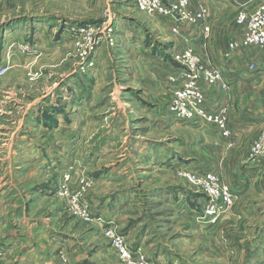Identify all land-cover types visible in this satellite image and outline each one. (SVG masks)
Instances as JSON below:
<instances>
[{"label":"rangeland","instance_id":"rangeland-1","mask_svg":"<svg viewBox=\"0 0 264 264\" xmlns=\"http://www.w3.org/2000/svg\"><path fill=\"white\" fill-rule=\"evenodd\" d=\"M236 14L228 10L221 28L240 38ZM169 25L135 0H0V188L3 199L13 203L11 216L19 218L27 202L31 220L41 222L36 228L69 236L51 242L46 234L47 243L36 241L46 252L43 264H75L84 254L92 256L91 264H124L105 234L117 230L94 205V194L127 188L135 179L139 191L150 190L147 195L173 192L169 204L147 196L150 215L161 219L156 223L165 227L163 240L171 247L183 248L175 230L179 223L190 225L193 238H199L227 222L222 232L239 246L233 251L219 237L213 255H201L199 247L187 254L192 264H264V246L241 256L250 225L255 223L257 231L264 227V149L251 152L264 119L240 166L235 151L216 148V130L179 119L170 107L183 67L171 48L189 46L179 43ZM262 52L248 48L258 63L251 75L264 76ZM215 88L203 87L204 92ZM207 96L206 109H225L207 107ZM226 160L234 165L224 166ZM104 164L111 165L109 172L101 171L105 181L126 177L99 183L93 172ZM188 171L214 173L233 195L230 208L215 218L207 215V197L189 181ZM0 247L7 250L6 259L11 245Z\"/></svg>","mask_w":264,"mask_h":264},{"label":"crops","instance_id":"crops-1","mask_svg":"<svg viewBox=\"0 0 264 264\" xmlns=\"http://www.w3.org/2000/svg\"><path fill=\"white\" fill-rule=\"evenodd\" d=\"M259 2L260 0H192L190 3V6L193 7L192 10H195L196 3H199L198 5L205 8L210 30L207 36L203 37L200 26L186 25L183 26V28L181 27L180 32L176 34L178 35L177 38H180L179 43L182 42L185 46L187 45L192 48L193 51L195 50L203 63L218 66L228 82V88L226 90L218 88H215L214 91L213 89L205 90V95H209L207 96L208 99L206 97V105L209 108L216 109L222 107L226 109L229 134L222 135L220 132H217L214 138V145L217 149L224 152L235 151V165L239 166L241 165L242 157L245 152L248 151L249 145L254 139L257 127L263 124L261 121L264 119V76L250 74L248 66L254 63L256 68L258 63L253 57H250L248 48L228 49L229 42L238 41L240 38L239 35L234 34L232 31L227 32L221 27L227 23L228 10L235 9L238 11L239 5H247L248 7L246 10L251 11ZM175 47L176 45L173 46V48ZM173 48H171V50ZM204 141L207 140L205 139ZM225 158L228 159L230 156ZM91 161L93 165L97 164L95 159ZM107 165L104 164L101 169L97 168L93 172L95 178H99L97 181H100L99 183L103 185L110 184L116 179V181L119 180L122 182V178L126 177L125 174H123L124 176L122 175V177H116L115 175L116 179L105 181L104 178L108 176L102 174L104 176L103 178L101 176V171L104 173L106 171L109 172L111 165ZM223 165L228 167L234 165V163H229L226 160ZM129 182L132 185H128L127 188L122 187V189L104 192V195L102 193H95L93 203L97 205L103 216L107 217H105L107 220H112L114 228L124 236L127 245L132 249L143 251L151 262L156 264H192L193 257L191 260H188L191 255L187 254H191L193 249L199 247L201 255H213L211 246H216L219 237L222 239L226 238L227 241L230 242L231 247H233V251L235 250L234 247L239 246V242L235 241L237 240L236 238L228 234L224 235L222 230L227 222H221L213 229L209 237L208 235L200 234L199 238H193V228L190 225L186 226L183 225V223H179L177 228H175V226L174 228L175 230H179L182 235L183 248L178 246L177 248L171 247L167 241L163 240L167 233H163L165 227L159 226V224L156 223L160 222L161 219L150 215L153 213V208L147 196L151 197L152 200L166 199L164 202L169 204V200H171L170 198L172 196L171 193L173 192L168 191V193L162 190H154V194L151 193L147 195L150 190L146 191V193H144L145 191H139L140 189L138 186L140 184L138 179L134 181L129 180ZM133 182L135 183L133 184ZM41 191L42 190H39V194H42ZM140 193H144V195L142 194L143 197L139 195ZM32 194L33 193L28 197L31 198L35 196ZM3 198H5V191L3 188H0V246L5 243L11 245V247H8V250L11 251L10 253L8 252L9 254L5 259V264H43L44 253L46 252L40 247H37L36 241L42 243L43 240L44 243H47L50 237L51 242L52 240L61 242L69 236L66 238V236L58 235L52 230L42 232V230L39 229L41 222H34L31 220V212H29L27 202H24L23 212L21 213L22 215L20 214L21 216L19 218L11 216L13 214L11 207L13 203H7ZM39 198L43 199V194L40 195ZM49 198L48 195V199ZM146 204L148 206H146ZM20 208H22V206ZM38 225L39 227L36 228ZM250 226L248 230H251V232L250 234L247 233L248 237L245 238V241L242 242L241 245V256H243V258L245 255L255 254L256 248L264 246V227L257 231L256 228L258 226L255 223H252ZM25 231L28 235H26ZM46 234L49 237H47ZM26 241H31V245L27 244ZM195 241L199 242L198 246H195ZM22 244L24 245L22 246ZM18 246H21L22 249L20 250L26 252L19 253V249L17 250ZM244 247H247V253H244ZM252 250L254 253L251 252ZM42 252L44 253L42 254ZM91 257V255L84 254L77 257L76 261L74 259V261L76 262L75 264H91ZM199 264L203 263L200 262Z\"/></svg>","mask_w":264,"mask_h":264},{"label":"built area","instance_id":"built-area-1","mask_svg":"<svg viewBox=\"0 0 264 264\" xmlns=\"http://www.w3.org/2000/svg\"><path fill=\"white\" fill-rule=\"evenodd\" d=\"M136 5L153 15L161 16L170 23L172 32L179 33L181 25L200 26L203 37H206L210 25L204 7L199 6L192 10L189 8L191 0H135ZM235 22L241 27L242 35L238 41L228 43V49H245L258 47L264 52V0H260L257 6L247 11L239 9L235 16ZM183 28V27H182ZM172 57L183 69L180 72L179 86L175 90V100L171 105V111L183 121L198 124L201 127L209 126L222 135H228L227 117L225 109L210 111L205 108L206 87L216 86L218 89L226 90L228 82L224 78L222 71L216 65L204 64L190 47L173 48ZM226 55V53H225ZM249 70L255 69V64L248 66ZM4 69H0V73ZM171 82H176L177 77L168 78ZM264 149V130L253 142L252 154H256ZM189 181L200 188L207 197L205 213L213 218L219 213L230 208L233 195L230 189L222 184L218 177L212 172L197 174L195 171L184 172ZM84 219H91L84 213ZM105 234L112 240V244L118 252L124 264H156L147 260V257L140 251L129 249L124 237L117 231L108 229ZM7 250L0 248V264H4Z\"/></svg>","mask_w":264,"mask_h":264}]
</instances>
